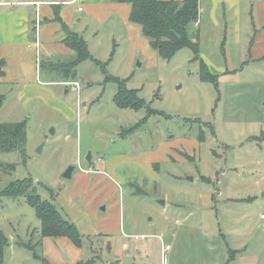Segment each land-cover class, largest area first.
Masks as SVG:
<instances>
[{"label":"rangeland","instance_id":"1","mask_svg":"<svg viewBox=\"0 0 264 264\" xmlns=\"http://www.w3.org/2000/svg\"><path fill=\"white\" fill-rule=\"evenodd\" d=\"M202 18L203 48L212 60L220 59L217 43L224 29L214 27L207 14ZM198 30L195 25L189 33L195 38ZM90 46L93 60L77 68L86 75H78L79 93L73 87L50 86L67 107L62 105L64 111L36 99L23 105L16 88L0 87L6 97L0 120L28 121L26 156L0 153V163L16 164L14 170L0 168V192L12 182L32 178L38 194L52 201L65 219L78 225L92 218L93 234L83 236L79 261L84 264H119L118 258L129 264L124 243L132 249L148 245L150 258L161 261L157 236L170 235L171 240L175 232L169 264L172 258L174 264H206L210 245L263 242L264 62L221 76L213 85L200 80L199 62L189 48L169 61L156 51L132 61L124 40L111 45V51L95 40ZM98 60L104 61L107 74L138 90L156 112L119 108L114 102L117 85L106 81ZM50 74L60 77L55 70ZM142 121L138 130L123 136L124 129ZM201 134L205 140L199 142ZM90 153L93 186L69 202L67 194L88 169ZM71 167L75 169L68 179L65 173ZM0 233L11 243L1 264L77 262L64 245L73 247L68 239L41 236V222L24 197L0 199ZM135 236L146 239H130ZM109 242L113 254L107 250Z\"/></svg>","mask_w":264,"mask_h":264},{"label":"crops","instance_id":"2","mask_svg":"<svg viewBox=\"0 0 264 264\" xmlns=\"http://www.w3.org/2000/svg\"><path fill=\"white\" fill-rule=\"evenodd\" d=\"M176 1L182 2L183 0ZM199 6L200 21L196 23V26H198L202 42L199 37L193 38V40L199 41L201 56L213 74L220 78L243 71L247 66L256 63L259 65L264 62V0H200ZM55 7L59 9L60 16L69 29L86 40L90 52L93 51L90 46L91 40H95L107 51H111V45L121 39L127 44L132 61L136 57L156 53L151 48L149 39L142 34L141 28L129 20L130 4L109 2L108 0H0V57L6 62L5 76L1 80L0 87L9 85L11 88H16L23 105L36 99L50 107L64 111L63 101L57 98L50 86L58 84L73 87L67 85L73 81H66L62 75L54 78L50 74L51 71H54L51 68L52 65L69 62L74 57V51L63 42L66 34L61 24L53 21ZM206 14L213 22L214 27L222 26L225 32L224 38H220L221 40L217 43V47L221 46L220 59L212 60L203 48L204 37L201 33V25L202 17H205ZM34 20L39 23L35 34L31 31ZM244 57H246L245 60H242ZM97 63L102 64L104 71V61L98 60ZM43 68L49 70V73L44 76L41 73ZM78 75H81V79L86 78L80 69L77 70L75 81H77ZM83 106L86 107L87 103ZM65 108L67 107L65 106ZM112 162L114 163V161ZM157 165L159 169L161 165ZM87 168L77 176V181L75 180L73 188L68 192L67 200L69 202H73V199L78 197L77 194H80L85 187L93 186V157H91V163ZM109 168L111 171L114 169L113 166H109ZM250 199L251 197L248 198V200ZM91 211L93 212V208ZM88 216L90 217V215ZM263 216L264 211L260 214V219L264 222ZM91 219L83 222L77 221V226L83 236L88 232L93 234ZM262 227L264 229V224ZM117 234L119 235V231ZM135 237L130 239L136 242L146 239L137 240ZM157 237L161 241V258L164 246H171L169 253H173L172 241L178 238V233H173L172 241L170 235L164 234ZM59 239L68 238L59 237ZM68 240L73 247L66 242L64 245L72 252L74 261H77L76 264H84L83 261H79L84 256L83 245L77 247L70 239ZM123 247L124 256L129 264H161L160 259L153 261L150 258L148 245H143L141 249L139 247L132 249L129 244L124 243ZM107 250L111 254L114 253L113 242H109ZM233 252H235L234 255H232ZM206 253L208 255L206 264H264L262 262L264 261V241L258 244L248 243L246 246L237 243L234 247L226 244L223 247L222 245H210L207 247ZM120 261L121 259L118 258L117 263L120 264ZM172 264H174L173 258Z\"/></svg>","mask_w":264,"mask_h":264},{"label":"trees","instance_id":"3","mask_svg":"<svg viewBox=\"0 0 264 264\" xmlns=\"http://www.w3.org/2000/svg\"><path fill=\"white\" fill-rule=\"evenodd\" d=\"M115 3H127L131 5L129 20L141 28L142 34L149 39L150 46L155 50L163 60H171L175 55L185 48H189L193 54V61L199 62V77L202 82L217 85L219 77L213 74L206 62L201 56V46L199 41H194L189 31L200 21V0H108ZM55 18L53 21L61 24L66 34L63 42L74 51V57L66 63L52 65V69L58 71L66 81H75L77 78V68L87 60H91L86 40L76 32L69 29L67 24L62 20L60 11L57 7L54 9ZM36 20H34L31 31L36 32ZM198 27V26H197ZM199 32L195 34L198 38ZM6 62L0 57V84L5 76L4 68ZM106 74V81L114 82L117 85V92L114 96L115 104L122 109L141 110L146 108L148 114H154L156 111L151 110L145 100L139 97L138 90L128 89L126 81L115 76ZM5 95L0 94V108L5 102ZM27 123L21 122H2L0 121V153L21 152L26 156L27 145ZM142 123L130 129L123 130V136L135 132L142 126ZM199 142L205 138L201 134ZM187 159H193L188 154H183ZM25 160V158H24ZM0 168L4 170H14L16 164L0 163ZM202 180H206L202 177ZM2 197L20 198L24 197L26 202L35 209L36 215L41 222V236L43 238L66 237L70 239L77 247L83 245V234L78 226L65 219L59 208L50 200L42 198L36 189L34 180L26 178L12 182L3 191L0 192ZM9 239L0 233V264L3 263L5 250L10 246ZM233 252L232 255H234ZM35 257L38 258L37 255Z\"/></svg>","mask_w":264,"mask_h":264},{"label":"built area","instance_id":"4","mask_svg":"<svg viewBox=\"0 0 264 264\" xmlns=\"http://www.w3.org/2000/svg\"><path fill=\"white\" fill-rule=\"evenodd\" d=\"M21 4H25L24 2H20ZM16 4V3H14ZM38 22H37V28L38 29ZM67 85L69 86H73L75 87L76 91L79 93L80 91V83L77 82V81H73V82H69L67 83ZM264 217V216H263ZM135 239L139 240V239H145V237H138L136 236ZM171 251V246L167 245V246H164L163 249H162V258H161V264H169L168 262V254L169 252Z\"/></svg>","mask_w":264,"mask_h":264},{"label":"water","instance_id":"5","mask_svg":"<svg viewBox=\"0 0 264 264\" xmlns=\"http://www.w3.org/2000/svg\"><path fill=\"white\" fill-rule=\"evenodd\" d=\"M91 157H92V155H91V153H90L89 156H88V158H87V160H88L89 163H91ZM74 169H75L74 167H71V168L65 173V177L68 178V179L72 178V174H73ZM162 204H164V202H162Z\"/></svg>","mask_w":264,"mask_h":264}]
</instances>
